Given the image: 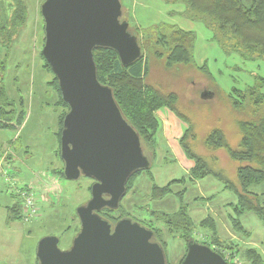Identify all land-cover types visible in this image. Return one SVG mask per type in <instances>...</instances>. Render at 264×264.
<instances>
[{
    "label": "rangeland",
    "instance_id": "rangeland-1",
    "mask_svg": "<svg viewBox=\"0 0 264 264\" xmlns=\"http://www.w3.org/2000/svg\"><path fill=\"white\" fill-rule=\"evenodd\" d=\"M24 1L29 8L26 22L13 35L9 52L0 45V55L8 53L4 84L7 96L14 104L13 107H5V111L12 115L10 123H16L22 108L20 100L25 111L20 126L0 128V264H37V244L48 235L58 237L59 249H68L80 228L76 208L85 204L91 196L90 178L80 176L76 180H67L54 171L63 166L58 152V132L62 129L61 118L68 108L60 103L53 74L45 67L41 57L44 25L40 5L44 0ZM0 14L5 16L4 7H0ZM126 16L122 6L121 19L127 21ZM129 28L137 36L139 44L145 45L150 37L144 38L140 26L129 24ZM193 31V59L200 62L202 58L207 74L188 65L166 69L163 58L153 56V52L160 51L161 47L154 46L144 49L148 68L144 82L164 94H176V109L180 114L178 125L181 123L184 127L187 123L185 127L189 129L183 144L205 159L211 157L208 165L213 171L237 182L236 167L239 163L231 160L223 149L213 151L207 148L204 138L211 130L220 129L228 144L236 148L241 137L238 122L255 120L264 114V104L255 105L234 94L233 99H238L242 105L241 110H237L228 97L232 87L245 88L254 75L264 78V61L254 59L239 65L236 54L221 48L204 23L195 24ZM208 40L214 42L215 47ZM262 88L264 91V86ZM206 91H210L212 97L203 98L202 94ZM170 116L176 119L173 114ZM167 135L164 133L160 137L156 133L153 141L141 138L144 153L150 160V169L140 170L131 176L128 182L130 189L121 199L119 208L105 210L101 215L112 222L128 216L148 224L152 219L151 211L171 214L183 206L196 225L192 236L195 241L208 242L213 236L208 228L197 226L210 215L217 222L221 245L236 240L241 254L247 247L254 248L264 264V221L253 212L246 211L235 216L228 203L236 201V195L233 190L224 187L221 176L209 174L203 179L190 181L182 167L186 165L183 157L180 163L169 150L164 149L176 145L183 150L182 140L174 136L166 139ZM45 177L49 180L45 181ZM182 177L185 178L182 184L172 186L173 191L180 192V195L169 194L161 199L148 197L147 190L150 191L153 184L163 186ZM28 181L27 187L34 192L38 212L36 218L25 222L21 217L12 218L13 214L1 207L7 205L11 195L15 199V190L25 187ZM17 201L19 199L16 198ZM155 225L162 226L151 223V226ZM162 229L163 234L157 233L155 238L164 244L167 264H179L186 245L176 233L169 235L165 232L166 228L162 226ZM225 257L231 264L247 263L240 254H226Z\"/></svg>",
    "mask_w": 264,
    "mask_h": 264
},
{
    "label": "water",
    "instance_id": "water-1",
    "mask_svg": "<svg viewBox=\"0 0 264 264\" xmlns=\"http://www.w3.org/2000/svg\"><path fill=\"white\" fill-rule=\"evenodd\" d=\"M41 54L58 81L68 111L62 121L63 176L94 180L90 199L76 208L80 228L71 246L58 247L54 235L36 247L37 264H167L153 230L131 218L113 225L100 214L116 210L126 184L150 168L141 138L123 116L112 90L97 79L95 48L114 50L122 66L143 54L137 36L121 19V0H44ZM203 98L212 97L210 91ZM179 264H231L211 247L189 240Z\"/></svg>",
    "mask_w": 264,
    "mask_h": 264
},
{
    "label": "trees",
    "instance_id": "trees-1",
    "mask_svg": "<svg viewBox=\"0 0 264 264\" xmlns=\"http://www.w3.org/2000/svg\"><path fill=\"white\" fill-rule=\"evenodd\" d=\"M182 2L185 4L182 16L190 20L203 22L211 30L213 40L221 48L235 52L243 59L259 58L264 61V0H182ZM0 7H4L5 12V16L0 14V45L6 47L7 52H9L12 46V37L16 34L17 28L26 22L29 8L24 0H0ZM140 30L144 38H150L145 45L141 46L143 54L133 64L122 66L117 53L108 48H95L93 59L96 65L97 79L100 83L111 88L114 99L128 123L135 129L140 138L153 141L159 129V119L155 112L167 108L176 113L177 116L180 114L176 109V94H164L144 82L148 71L144 49L147 47L150 49L154 46L161 47L160 51L153 52V56L157 59L163 58L166 69L178 65H188L206 74L207 69L205 65L198 67L193 59L195 34L192 31H186L177 25L164 22ZM8 32L10 33L8 34ZM146 54L148 55V53ZM7 57L8 53L5 56L0 55V128L20 126L25 113L20 100L19 106L22 108L17 114L15 125H12L10 123L12 115L5 111V107H13L14 105L7 96L4 84L7 73ZM41 57L44 60L42 54ZM44 63L45 67L51 72L45 60ZM53 80L60 103L68 108L61 97L58 81L54 75ZM253 80L254 84L252 86H247L243 90L234 89L228 95L235 109L241 110L242 105L238 99H233L234 94L245 101H252L255 105L264 104V93L260 91L264 86V78L254 75ZM64 116L65 114L61 118V127ZM238 126L241 137L236 148H232L228 144L223 131L220 129L211 130L204 138V144L207 148L211 150L223 149L231 160L239 163L236 167L237 182L223 176L220 172L213 171L209 167L210 164L207 159L195 154L187 145L183 144L189 129H187L181 141L187 158L194 162L188 179L195 181L203 179L209 174L221 176L224 179L222 180L224 187L233 190L236 195V201L228 203L232 206L235 216L246 211L253 212L264 221V114L255 120H242L238 123ZM61 130L58 132V152L60 151ZM54 171L63 176V166L59 170L54 169ZM184 180V177L174 179L163 186L153 184L149 192L150 198L161 199L169 194L180 195V192L173 191L172 186L182 184ZM128 182L126 193L130 189ZM9 211L13 214L11 215L12 218L21 217L23 219L20 201H17L16 207H12ZM151 214L152 219L149 220L148 224L143 221L140 223L153 230L154 235L162 233L163 226L166 228L167 231L165 232L167 234L174 235L176 233L185 245L189 240L195 241L192 236L196 225L183 206H179V210L171 214L154 210L151 211ZM233 220L239 227L237 220L235 218ZM151 223H159L162 226H151ZM197 226L208 228L213 235H211L210 241L201 242V244L211 247L224 258H226V254L233 256L240 254L248 264H263L261 255L254 248H245L241 254L238 248L235 247V243L221 245L217 235V222L210 215L200 221ZM155 240L164 248L162 240L158 241L156 238ZM185 253L186 247L179 263ZM247 263L242 262L241 264Z\"/></svg>",
    "mask_w": 264,
    "mask_h": 264
},
{
    "label": "crops",
    "instance_id": "crops-1",
    "mask_svg": "<svg viewBox=\"0 0 264 264\" xmlns=\"http://www.w3.org/2000/svg\"><path fill=\"white\" fill-rule=\"evenodd\" d=\"M121 4L124 7V10L126 11V14H127L126 18H127L128 23L131 26H133V25L134 26L135 25L140 26L141 29L151 27V26H153L157 23H160V22H164V23H168V24H172V25H177L183 30L192 31L194 33L193 28H194L195 24L198 25V23H203L199 20H190V19H187V18L182 16L183 11L185 10V4L182 2V0H121ZM211 34H212V32H211ZM212 39H213V34H212ZM207 42L215 47V43L212 42L211 40L210 41L208 40ZM232 53H235V52H232ZM235 54H236L235 56L237 57V62L239 65H240V62L243 63L244 61L259 59V58L243 59L237 53H235ZM201 60H202V58L200 59V62L195 61L196 65L198 67H202L203 65L206 66V63L202 62ZM253 84H254V80H253V78L252 79L250 78V83L247 86H252ZM234 89L243 90L244 87L243 88L232 87L231 91ZM231 91H230V93H231ZM260 91L262 93H264L263 88H261ZM170 114H173L176 119L171 118ZM155 115L159 119V129L157 131V134L160 135V137H161V135H164V133H166V134H168L166 139L171 138V137L173 138V136H174V137L178 138L177 140H179V139L182 140V138L184 137V134L187 131L185 126H188V124L186 123L184 125V127L182 126L181 123L178 125V123L180 121L177 119H180L179 118L180 116H177L176 113L172 112L171 110H169L167 108H162L160 110H157L155 112ZM168 131H170V132H168ZM9 142H11V141H9ZM9 142H7V143H9ZM177 143H178V141H177ZM1 145H2V143L0 142V147H1ZM158 146H159V144H158ZM158 146L155 147V149H157ZM164 149H166V151L169 150L170 153H172L175 156V159L178 162H180V160H182V157H183V160L186 162V165H185V167L182 165V167L184 168L185 173H187V175H188L187 178H188L190 170L194 165V162L191 159L187 158L184 150L180 149L179 146L178 147H176V145H175V147L168 146V148L166 147ZM217 150H219V149H217ZM213 151H215V150H213ZM210 158L211 157L206 158L207 161L210 160ZM44 179H45V181L49 180L47 177H45ZM26 183L27 184H25V186L28 185L29 181ZM147 192H148V194L147 193L146 194L148 195V197H150V195H149L150 191L147 190ZM174 192H177V191H174ZM16 198L17 197H15V199H14V197L11 195L10 198L8 199L7 205L2 206L1 208L2 209L5 208V210L9 211L12 207H16ZM229 203H233V202L229 201ZM234 243L236 244L235 247L238 248L239 243L236 240L235 241L231 240L230 245H232ZM247 248H249V247H247ZM35 262H37V260Z\"/></svg>",
    "mask_w": 264,
    "mask_h": 264
},
{
    "label": "built area",
    "instance_id": "built-area-1",
    "mask_svg": "<svg viewBox=\"0 0 264 264\" xmlns=\"http://www.w3.org/2000/svg\"><path fill=\"white\" fill-rule=\"evenodd\" d=\"M15 193L20 201L21 214L23 216V220L25 222H28L31 219L36 218L38 207L36 205V200L34 198V192L32 191V189H30V187L28 188L27 186H25L20 189L17 188L15 190Z\"/></svg>",
    "mask_w": 264,
    "mask_h": 264
},
{
    "label": "flooded vegetation",
    "instance_id": "flooded-vegetation-1",
    "mask_svg": "<svg viewBox=\"0 0 264 264\" xmlns=\"http://www.w3.org/2000/svg\"><path fill=\"white\" fill-rule=\"evenodd\" d=\"M92 180V184L94 183V180L93 179H91ZM126 194V193H125ZM91 197V196H90ZM119 208V207H118ZM117 208V209H118ZM105 210H107V209H104V210H102V211H100V214L103 212V211H105ZM103 216V215H102ZM104 217V216H103ZM78 218V217H77ZM106 218V217H105ZM122 218H129L128 216H124V217H122ZM106 219H108V218H106ZM121 219V218H120ZM132 219V218H131ZM109 220V222L113 225L115 222H117L118 220H116L115 222H112L110 219H108ZM133 221H135V222H138V223H140L139 221H137V220H134V219H132ZM141 224V223H140ZM142 225V224H141Z\"/></svg>",
    "mask_w": 264,
    "mask_h": 264
}]
</instances>
